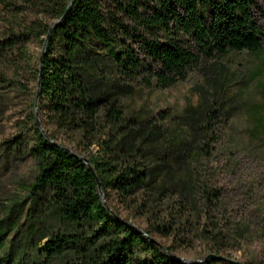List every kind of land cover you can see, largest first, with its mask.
Instances as JSON below:
<instances>
[{"label":"trees","instance_id":"obj_1","mask_svg":"<svg viewBox=\"0 0 264 264\" xmlns=\"http://www.w3.org/2000/svg\"><path fill=\"white\" fill-rule=\"evenodd\" d=\"M69 2L0 0L13 23L0 46L25 61L33 101L41 49L32 55L25 44L35 39L42 48ZM255 7L256 0H73L46 44L37 111L50 140L89 159L110 209L87 165L39 129L31 102L34 143L29 152L37 172L28 192L30 222L9 242L0 227V264L11 258L14 264H182L170 247L162 249L151 238L155 231L165 232V225L139 233L112 204L115 197L130 207L152 181L146 154L140 145L126 142L134 135L125 130L118 81L168 88L203 59L228 52L259 54L263 34ZM23 14L28 15L20 23ZM214 112H204L202 126L208 127ZM254 120L264 129V116L256 113ZM92 146L98 147L95 153ZM204 150L199 148V156ZM44 220L56 228L41 232ZM218 263L230 264L216 259L189 264Z\"/></svg>","mask_w":264,"mask_h":264},{"label":"rangeland","instance_id":"obj_2","mask_svg":"<svg viewBox=\"0 0 264 264\" xmlns=\"http://www.w3.org/2000/svg\"><path fill=\"white\" fill-rule=\"evenodd\" d=\"M254 16L263 34L259 54L203 59L168 88L118 81L125 130L134 135L126 142L140 145L152 181L130 207L115 197L112 204L142 231L165 225L151 238L162 249L170 247L182 264L204 262L209 254L264 264V129L254 120L256 113L264 116L263 1L256 0ZM12 25L0 7V39L9 37ZM25 46L32 55L41 49L35 39ZM30 77L25 61L0 46V227L7 242L30 222L28 192L37 172L29 152V105L35 106ZM208 109L215 112L205 128ZM200 147L205 150L199 156ZM55 228L49 220L40 224L41 232ZM11 259L6 264H14Z\"/></svg>","mask_w":264,"mask_h":264},{"label":"water","instance_id":"obj_3","mask_svg":"<svg viewBox=\"0 0 264 264\" xmlns=\"http://www.w3.org/2000/svg\"><path fill=\"white\" fill-rule=\"evenodd\" d=\"M73 4V0H70L69 4H68V7L66 9V11L64 12V14L62 15V17L56 21L48 30V33L47 35L45 36V39H44V42H43V45H42V48H41V60H40V72H39V76H38V81H37V95L35 97V116H36V123L39 127V129L42 131V133L46 136V138L53 144L57 145V146H60L62 147L65 151L73 154L74 156H76L78 159L82 160L88 167V169L90 170V172L92 173V175L94 176L96 182H97V186H98V190H99V194L101 196V199H102V202L103 204L108 208V204L106 203V200H105V197H104V194L101 190V187H100V183H99V180H98V177L96 175V172L94 170V167L91 165L89 159L83 157V156H79L78 154H76L75 152H73L70 148L68 147H63L61 146L59 143H56L52 140H50L44 130V128L42 127V123L39 119V116H38V111H37V104H38V99H39V89H40V86H41V78H42V65H43V58H44V54H45V48H46V44H47V41H48V38L50 36V33L52 31L53 28H55L56 26H58L60 24L61 21H63V19L65 18V16L68 14L69 10L71 9V6ZM132 225V224H131ZM133 227L137 230V232L139 233H142L144 234V232L140 229H138L136 226L133 225ZM209 259H216V260H219V261H224V262H228L230 264H243L239 261H236V260H232V259H229V258H226V257H223V256H220V255H216V254H209L207 257H206V260H209Z\"/></svg>","mask_w":264,"mask_h":264}]
</instances>
